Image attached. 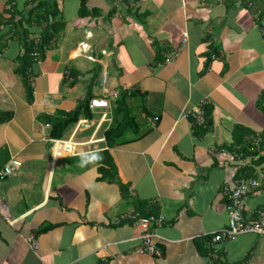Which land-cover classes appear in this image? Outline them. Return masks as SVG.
I'll return each instance as SVG.
<instances>
[{
	"label": "crops",
	"instance_id": "obj_1",
	"mask_svg": "<svg viewBox=\"0 0 264 264\" xmlns=\"http://www.w3.org/2000/svg\"><path fill=\"white\" fill-rule=\"evenodd\" d=\"M31 43L45 50L26 53L24 76ZM263 92L264 0H0V169L21 162L0 178V264H264L263 237L213 241L235 184L248 171L264 184V151H242L262 143ZM88 96L110 107L89 108L59 138L75 153L55 154L46 116ZM259 210L264 187L242 207ZM129 212L163 217L159 255L141 251Z\"/></svg>",
	"mask_w": 264,
	"mask_h": 264
},
{
	"label": "built area",
	"instance_id": "obj_2",
	"mask_svg": "<svg viewBox=\"0 0 264 264\" xmlns=\"http://www.w3.org/2000/svg\"><path fill=\"white\" fill-rule=\"evenodd\" d=\"M183 43L186 42L183 38ZM178 54L177 50H173L165 58V62H170ZM34 59H38V53L32 54ZM67 72V71H66ZM106 82V76L104 75L101 79V83ZM113 96H117L116 92ZM103 104V105H100ZM98 107L109 108V101H104L102 99H93L90 104L91 109ZM204 107L196 108L189 116L193 119L194 123L201 126L205 123L204 118ZM188 116V115H187ZM47 127H50L48 124ZM53 149L55 154H61L63 152H68L69 154L75 153V146L71 140L64 139H53ZM21 165V162L17 159H11L2 169H0V178L12 176L15 173V169ZM261 182L255 179L242 180L235 184L232 191L228 194L229 202L226 205L228 220L226 226L221 227L213 234V241L220 242L222 240H234L237 236L244 234H254L258 237L264 238V210H259L256 218L250 219L244 216L242 207L246 199L247 194L251 189L261 188ZM125 218H128L134 224L140 226L143 230L140 235L142 252L147 254H160V246L158 240L161 239L157 233V228L163 225L162 216H140L137 213L129 212L125 214ZM31 245L33 249L37 247L36 239H31Z\"/></svg>",
	"mask_w": 264,
	"mask_h": 264
},
{
	"label": "trees",
	"instance_id": "obj_3",
	"mask_svg": "<svg viewBox=\"0 0 264 264\" xmlns=\"http://www.w3.org/2000/svg\"><path fill=\"white\" fill-rule=\"evenodd\" d=\"M48 14L44 15L43 18H46ZM38 46V47H37ZM35 46V44H29L28 48L26 49L25 48V51H24V55L22 56V58L20 57V59L22 60V66L23 68H21V71H19L20 73H22L24 76H26L29 72H28V56L27 58H24L23 60V57L26 55V53L28 52L29 55H30V49L31 51L32 50H37L38 52L42 53V51L45 50V46L44 44H39ZM32 55V54H31ZM31 60H33V56H29ZM125 97H127V95H124ZM91 96H88V98L86 99V101H84L81 105L77 106L74 110H72L71 112H68V113H64V114H57L55 116H46V122H48L50 124V133H49V136L51 138H54V139H59L62 134L71 126L73 125L74 123H76L79 118L81 116H87V117H90L91 116V111L89 109V104H90V100H91ZM124 97L121 96V98L117 101V108H122V104L124 103ZM260 100L262 103H264V92L261 94V97H260ZM204 118H205V123L201 126H198L194 123L195 127L200 131H206L208 130V128L210 127L211 125V120H210V108H207V107H204ZM263 112H264V109H263ZM12 115H10V113H7V112H2L0 111V122L1 123H4V122H7L10 118H11ZM122 124V121L121 122H118L117 124L113 123L112 126H110V128L107 130V138L109 140V143H112V135H116L117 137L118 136H122L123 133H125L126 129H124L125 127L122 126L120 127ZM240 131H245V129H241ZM112 136V137H111ZM115 136V137H116ZM247 140V139H244V141ZM242 140L240 139H236L234 143V146L236 145H241L243 144ZM250 139L248 140V142L244 145V147L242 148V151L243 153L245 154H248V155H252V156H255L257 154H260V151H264V135L262 137V143L259 142V139L258 140H252L251 143L249 142ZM259 143V145L257 146V144ZM258 148H257V147ZM264 153V152H263ZM261 155V154H260ZM264 157V155H261L259 160L262 159ZM113 162H112V157H111V154L110 152L108 151H105V160H104V166L100 168V171L102 172V178L105 179V178H109V177H113L114 178V173L111 172V169H113ZM112 167V168H111ZM242 176V175H241ZM251 173L250 171L246 172L244 174V180H247V179H255V180H258L254 177H251ZM239 180V179H238ZM260 187H264V184L262 183ZM248 196V194H247ZM246 196V197H247ZM229 202V200H228ZM149 215V213H148ZM150 215H152L150 213ZM47 229H43L41 228L40 230H38V233L40 232H44L46 231ZM159 244V243H158ZM160 245V244H159Z\"/></svg>",
	"mask_w": 264,
	"mask_h": 264
},
{
	"label": "clouds",
	"instance_id": "obj_4",
	"mask_svg": "<svg viewBox=\"0 0 264 264\" xmlns=\"http://www.w3.org/2000/svg\"><path fill=\"white\" fill-rule=\"evenodd\" d=\"M104 52H105V51H104ZM92 59H93V57H92ZM103 76H104V75H103ZM105 76H106V75H105ZM105 83H106V82H105ZM105 83H104V84H105ZM104 84H103V85H104ZM93 99H96V98H92V99L90 100V104L92 103V100H93ZM100 99H102V100H104V101H105V100H106V101H109V100L104 99V98H97L96 100H100ZM90 104H89V108H90ZM109 105H110V101H109ZM98 108H100V107H98Z\"/></svg>",
	"mask_w": 264,
	"mask_h": 264
},
{
	"label": "bare ground",
	"instance_id": "obj_5",
	"mask_svg": "<svg viewBox=\"0 0 264 264\" xmlns=\"http://www.w3.org/2000/svg\"><path fill=\"white\" fill-rule=\"evenodd\" d=\"M100 105H103V104H100Z\"/></svg>",
	"mask_w": 264,
	"mask_h": 264
}]
</instances>
